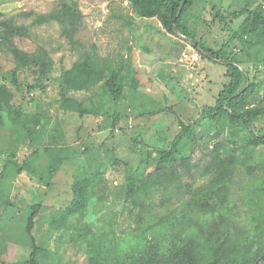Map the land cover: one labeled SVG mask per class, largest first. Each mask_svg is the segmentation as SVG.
Wrapping results in <instances>:
<instances>
[{"label": "trees", "instance_id": "obj_1", "mask_svg": "<svg viewBox=\"0 0 264 264\" xmlns=\"http://www.w3.org/2000/svg\"><path fill=\"white\" fill-rule=\"evenodd\" d=\"M110 1L127 2L138 18L157 19L170 35L176 36L177 29L201 56L226 67L227 82L214 106L219 118L215 121L211 109L205 108L203 120H208V124H203L202 120L181 123L178 135L169 146L156 148L155 155L142 150L136 168L118 158L109 163L96 152V165L88 174H80L74 180L72 199L59 218L47 222L40 215L43 204L32 206L24 227L32 251L23 264H46L50 243L56 236L58 251L59 245L70 238L76 248L85 251L88 264H264V163L255 162L257 149L264 146V96L259 92L257 77L264 58L253 54L264 50L263 3H247L230 12L213 8L211 26H220L224 39L212 47L202 39L197 40L188 25V14L202 0ZM22 15L33 18L31 26L58 22L69 43L79 44L76 36L83 14L77 2L60 0L49 13ZM29 27L17 24L14 18H5L0 12V51L9 54L15 64L5 80L11 78L18 91L22 89L21 71L43 75L51 73L55 67L46 47L39 46L30 53L17 46L15 39L28 37ZM129 77L124 67L117 68L110 60L100 58L97 52H84L71 68L62 69L55 79L59 86V108L76 113L80 118L107 114L108 101L115 104L124 98ZM35 89L36 85H28L30 93ZM76 93H91L92 107L84 99L76 98ZM15 96L5 81L0 82V128L5 126L7 114L13 118L15 127L22 126L29 135L38 133L37 127L47 128L42 114H29L16 108ZM117 120L114 119V126ZM31 125L33 130H30ZM213 130L211 138L217 142L211 150L207 147L208 153H205L207 164L203 177L206 183L186 198L189 191L184 178L192 176L193 170L198 168L194 163L196 148ZM60 141L65 145V134ZM106 154L112 151L107 149ZM68 159L65 156L53 162L62 166ZM11 162L5 163V169L13 164ZM120 165L127 167L124 196L122 202L114 205L109 203L106 172L110 166ZM151 166L153 170L148 171L147 167ZM26 168H29L27 163L17 165L19 173ZM257 171L262 172L261 177ZM240 172L249 176L240 187L241 199L248 208L244 226L234 216L235 206L230 203L231 188ZM39 181L43 183L44 178ZM158 194L162 196L160 203L156 202ZM4 206L14 207L11 202ZM112 206L118 207L119 215L127 210L134 228L119 234L115 221L117 212L111 210ZM107 212H111L110 220L104 216ZM36 226L43 232L39 240L33 234ZM59 257L62 260L61 255Z\"/></svg>", "mask_w": 264, "mask_h": 264}, {"label": "rangeland", "instance_id": "obj_2", "mask_svg": "<svg viewBox=\"0 0 264 264\" xmlns=\"http://www.w3.org/2000/svg\"><path fill=\"white\" fill-rule=\"evenodd\" d=\"M59 1L0 0V12L5 18H14L17 24L30 26L28 37L15 39L17 46L30 53L44 46L55 61L51 73L42 75L29 70L21 71L19 83L22 89L18 91L11 78L5 80L15 68L14 60L0 51V82L5 81L15 92L14 106L29 114H42V120L47 125V128L37 127L39 132L29 135L22 126L15 127L13 118L7 114L5 126L0 128V264H23L29 259L32 244L28 242L24 227L32 206L43 204L40 215L47 222L59 218L72 199L71 185L80 174H88L96 165L97 153L109 163L118 158L136 168L142 150L145 154L154 152L155 155L156 148L169 146L178 135L181 123L202 120L203 124H208V120H203L205 108L211 109V117L215 121L219 118L214 106L216 97L227 82L223 64L200 55L202 61L198 66L189 65L191 63L183 60V54L198 52L195 46L188 44L183 37L163 32L157 19L138 18L124 1L69 0L77 2L83 14L76 36L79 44L73 46L62 35L58 22L31 26L33 18L22 15L29 12L49 13ZM247 3L264 5V0H202L188 14L189 29L197 40L202 39L206 45L213 47L224 39V34L220 26H211L212 9L230 12L243 8ZM87 51L97 52L100 58L110 60L117 68L124 67L130 78L125 97L115 104L111 100L107 102V114L80 118L76 113L59 108V86L55 79L62 69L71 68ZM149 51H155L161 57L168 53V66L161 65L162 59L151 60ZM253 54L256 58H264V50ZM139 63L142 66L139 67ZM156 63L161 70L158 68L148 73L149 66ZM257 77L259 92L264 96V61ZM28 85H36L37 89L30 93ZM74 96L84 99L92 107L89 100L91 93H76ZM117 118L114 126V119ZM30 130H33L32 125ZM214 132L204 137L196 148L194 163L198 168L193 170L192 176L184 178L189 191L186 198L206 183L203 177L207 164L205 153H208L207 147L211 150L217 142V139L211 138ZM64 134L65 145L60 143ZM87 149L89 152H85ZM107 149L112 154H106ZM65 156L69 159L64 160L62 166L54 165V160L64 159ZM9 161L13 164L5 169L4 165ZM256 161L264 163V146L257 149ZM26 163L29 168L19 173L17 165ZM147 170H153V166L147 167ZM244 173L236 176L230 194V203L235 206L234 216L242 226L246 224L248 211L241 199L243 191L240 187L249 178ZM257 173L262 176L261 171ZM126 175L125 165L110 166L107 170L109 203L117 205L123 201ZM41 177L44 178L43 183L39 181ZM49 183H52L50 187ZM161 199V194H158L156 202L160 203ZM6 202H11L14 207L6 208ZM111 210L117 212L118 207L112 206ZM105 214V218L110 220L111 212ZM127 215V210L120 215L117 212L115 221L119 234L134 228ZM42 233L38 226L33 230L37 240ZM57 240L58 236L50 243L46 264H88L85 251L76 248L70 238L59 245V251Z\"/></svg>", "mask_w": 264, "mask_h": 264}, {"label": "crops", "instance_id": "obj_3", "mask_svg": "<svg viewBox=\"0 0 264 264\" xmlns=\"http://www.w3.org/2000/svg\"><path fill=\"white\" fill-rule=\"evenodd\" d=\"M146 20H149V19H146ZM158 25L159 26H161V23L159 22L158 23ZM163 32H164V30H163ZM162 34H164V33H162ZM166 36V40H168V34L167 35H165ZM188 44H190V45H193V44H191V42L190 41H186ZM194 46V45H193ZM151 53V54H150ZM156 54H158L157 52H155V51H149V56L151 57L150 59L151 60H157V59H162L163 60V63L161 64V65H163V64H166L167 66H168V53L167 54H165L163 57H161V54L159 55H156ZM201 61H202V58L198 61V62H195V63H191V64H189V65H192V66H198L200 63H201ZM139 67L140 66H142L140 63H139V65H138ZM159 63L157 64H155L154 66H152L151 67V65L149 66V69H148V73H153V70H157L158 68H159ZM160 69V68H159ZM161 70V69H160ZM130 78V77H129ZM149 92H151V90L149 89L148 90ZM126 95V94H125ZM125 97V96H124Z\"/></svg>", "mask_w": 264, "mask_h": 264}, {"label": "built area", "instance_id": "obj_4", "mask_svg": "<svg viewBox=\"0 0 264 264\" xmlns=\"http://www.w3.org/2000/svg\"><path fill=\"white\" fill-rule=\"evenodd\" d=\"M183 60L189 63L198 62L200 60V54L198 52H194V53L186 52L183 54Z\"/></svg>", "mask_w": 264, "mask_h": 264}, {"label": "water", "instance_id": "obj_5", "mask_svg": "<svg viewBox=\"0 0 264 264\" xmlns=\"http://www.w3.org/2000/svg\"><path fill=\"white\" fill-rule=\"evenodd\" d=\"M182 8H183V4L181 5V7H180V9H179V12H178L177 17L181 14ZM175 31H176V34H177L178 36L182 37V35L180 34V32H179L177 29H175Z\"/></svg>", "mask_w": 264, "mask_h": 264}]
</instances>
